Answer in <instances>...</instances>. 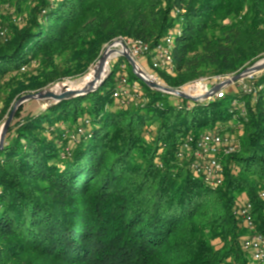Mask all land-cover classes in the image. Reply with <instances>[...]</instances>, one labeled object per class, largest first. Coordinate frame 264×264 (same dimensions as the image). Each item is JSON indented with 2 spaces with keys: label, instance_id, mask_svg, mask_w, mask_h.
Returning <instances> with one entry per match:
<instances>
[{
  "label": "trees",
  "instance_id": "1",
  "mask_svg": "<svg viewBox=\"0 0 264 264\" xmlns=\"http://www.w3.org/2000/svg\"><path fill=\"white\" fill-rule=\"evenodd\" d=\"M1 4L21 23H0V122L22 95L88 73L118 37L148 43L144 59L174 89L264 57V0ZM168 38L173 67L155 69ZM118 62L95 91L10 126L0 150V264H264L243 246L264 235V71L250 94L194 102ZM122 79L129 96L116 98ZM207 133L234 140L220 185L194 167ZM246 203L254 230L240 213Z\"/></svg>",
  "mask_w": 264,
  "mask_h": 264
},
{
  "label": "built area",
  "instance_id": "2",
  "mask_svg": "<svg viewBox=\"0 0 264 264\" xmlns=\"http://www.w3.org/2000/svg\"><path fill=\"white\" fill-rule=\"evenodd\" d=\"M6 31L3 29V31L0 32L1 36H5ZM166 43L169 46L165 45H159L157 49L155 50V55L152 57V65L155 69H164V68H172L173 67V61L171 56V38H168L166 40ZM127 47L134 56L135 59L144 56L147 53H150V46L148 43L136 39L133 41L126 42ZM260 73H255L250 76H248L245 79H242L239 81V85L241 87V90L245 93H252L255 91L254 84L250 82L253 79H257L259 77ZM154 79L158 81V78L152 75ZM219 80L220 82L224 80L225 78L216 77L215 80ZM124 84H126V79H122L118 89H116L114 96L117 98L120 94H123L125 96H129L128 89L124 88ZM226 88V87H225ZM220 89L214 97L221 98L224 96V89ZM138 88L134 87V90H137ZM208 85L205 84L204 86V93H207L208 91ZM245 110L243 109V112ZM235 151L234 146V140H232L229 137H224L217 133H207L204 134L200 140L197 143V148L195 149L194 155L198 159V163L194 164V167L198 171H203L206 179L209 180L214 185H220L222 182V176H223V163L221 160V157L224 155H228L230 153H233ZM261 198L264 199V192L261 193ZM253 207L250 203H246L241 209L240 213L242 215V218L245 220L246 224L249 226L251 230L255 229L254 225V218L251 213V209ZM243 246L245 249L250 251L252 258L255 260H261L264 259V235L259 233H254L250 235V237H247L244 240Z\"/></svg>",
  "mask_w": 264,
  "mask_h": 264
},
{
  "label": "water",
  "instance_id": "3",
  "mask_svg": "<svg viewBox=\"0 0 264 264\" xmlns=\"http://www.w3.org/2000/svg\"><path fill=\"white\" fill-rule=\"evenodd\" d=\"M117 42L121 46V51H119V55L127 59L128 63L132 67L133 73L136 75V77L139 80L144 82L150 88L160 90L164 93L172 94L177 97L188 99L194 102L211 99L220 89L225 88L231 84L237 83L252 74L260 73L262 70H264V61L255 63L251 67H247L243 69L242 71L234 74L233 76L231 75L228 78H225L224 80L219 82L217 85L213 86L210 90H208L207 93L200 95V96H192L191 94H188L182 91V89H176V88L174 89V88L168 87L167 85L162 84L161 82L154 79L151 74L147 73L146 71L140 68L136 59L130 53L124 39H119L117 40ZM110 51L113 52L116 50L111 49ZM99 58L100 59H98L97 65L94 68L92 80L84 87L71 88L70 85L64 84L59 90L55 91L51 89L50 86H48L46 88L44 87V89H41L39 91L24 94L20 98L15 100L12 106V109L10 110V113L8 114L5 122L3 123L0 129V150H2L5 145L6 136L9 132L10 126L12 125L15 113L17 109L24 102L35 100V101H49L51 102V104H53V103H58V101L60 102L66 99H71V98L74 99V97L85 95V94L95 91L102 84V82L104 81V79L109 73V66L107 69L105 67L106 62H107V49H105L102 52ZM61 82L62 81H60V83L59 82L57 83L61 85L62 84Z\"/></svg>",
  "mask_w": 264,
  "mask_h": 264
},
{
  "label": "rangeland",
  "instance_id": "4",
  "mask_svg": "<svg viewBox=\"0 0 264 264\" xmlns=\"http://www.w3.org/2000/svg\"><path fill=\"white\" fill-rule=\"evenodd\" d=\"M14 20L18 23L19 22L21 23V17L19 15V12H17V10L15 9V7L11 6L9 4H1L0 5V23H2L4 25H8L9 22H12ZM119 39H122V38L118 37V38L114 39L111 43L104 45V47L102 48L101 54L105 49H108V48H110L112 50H116V51H121V46L117 42V40H119ZM111 44H113V45H111ZM120 56L121 55H119V53H112V54L108 53V58H107L106 66H105L106 69L108 68V66L110 69L111 65H112V67H115L116 65L118 67L120 64L118 62V58ZM97 61H96V63H94L89 68L88 73H85L84 75L76 77L74 79H70V78L65 79L61 82L62 85H64V84L69 85V83H71V82L75 83L76 85L82 84L83 80L89 74L94 72V68L97 65ZM136 61H137L138 65L140 66L141 69H143L144 71H146L147 73H149L151 75H154V76L157 75V74H154V72L151 70L149 64L147 63L146 59H144L143 56L137 58ZM263 61H264V57L262 59H260L259 61H257L256 63L263 62ZM248 67H251V66H248ZM23 71L27 72L28 69L27 70L23 69ZM263 71L264 70H262L260 73H263ZM9 77H11V76H9ZM18 77H19V75H18ZM158 81L161 82L162 84H165L164 81L161 79H158ZM219 82L220 81L218 79L215 80V78H213V77H210L209 79L201 78V79H198L196 81L187 83V84H185L182 87L177 88V89H182V91H184L188 94H191L192 96H200L197 94L198 92H196V89H201L206 84V85H208V88H209L208 90H210L213 86L217 85ZM58 86H60L59 83H54V84L50 85V88L56 91V90H58ZM240 90H241L240 85L235 84V83L227 86L224 89L225 92L230 91L232 93H237ZM203 93H204V91H203ZM50 105H51V102H49V101H35V100L26 101L17 109L12 124L15 123L16 121H18L21 117L26 116L27 114H32V115L39 114L41 111H43L45 108L49 107ZM7 116L0 122V129L3 125V123L5 122Z\"/></svg>",
  "mask_w": 264,
  "mask_h": 264
},
{
  "label": "bare ground",
  "instance_id": "5",
  "mask_svg": "<svg viewBox=\"0 0 264 264\" xmlns=\"http://www.w3.org/2000/svg\"><path fill=\"white\" fill-rule=\"evenodd\" d=\"M111 49L110 48H108L107 49V58H108V53L109 54H112V53H119V51H113V52H111L110 51ZM92 78H93V73H91V74H89L84 80H83V82H82V84H79V85H76L75 83H69V85H70V87L71 88H76V87H84L85 85H87L91 80H92ZM203 86V85H202ZM62 87V84L60 85V86H58V90L60 89ZM203 91H204V86H203V88H201V89H196V92H198L197 94L198 95H200L201 93H203Z\"/></svg>",
  "mask_w": 264,
  "mask_h": 264
}]
</instances>
